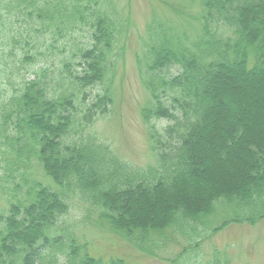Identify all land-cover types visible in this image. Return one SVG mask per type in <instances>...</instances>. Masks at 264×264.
Instances as JSON below:
<instances>
[{"label":"trees","instance_id":"16d2710c","mask_svg":"<svg viewBox=\"0 0 264 264\" xmlns=\"http://www.w3.org/2000/svg\"><path fill=\"white\" fill-rule=\"evenodd\" d=\"M2 1L0 77L13 87H0V264H14V253L18 264H127L91 256L76 234L56 228L71 194L101 209L115 232L139 231L140 241L173 222L200 238L219 203L236 208L229 222L264 219V0H188L199 11L195 34V22L152 8L136 58L155 157L146 166L122 159L93 131L113 105L130 27L116 0ZM235 71L240 86L255 79L243 96L230 81ZM252 109L238 124L236 115ZM30 161L55 187L29 175ZM19 226L28 229L13 252Z\"/></svg>","mask_w":264,"mask_h":264},{"label":"rangeland","instance_id":"374dc122","mask_svg":"<svg viewBox=\"0 0 264 264\" xmlns=\"http://www.w3.org/2000/svg\"><path fill=\"white\" fill-rule=\"evenodd\" d=\"M163 1L166 4L161 3ZM3 2L0 0V6ZM116 2L121 13L125 14V18L129 19L130 17V27L125 39L121 42V44H125L124 52H122V57L113 74L111 86L114 98L113 105L107 117L96 122L93 131L100 139L107 141L122 159L134 165L146 166L151 163L154 164L155 157L150 149L146 124L141 116L140 110L146 103L147 94L141 85L136 64L137 55L140 53L139 42L145 38L144 27L149 21L150 13L154 7L161 18L164 16L167 19L174 18L188 26L195 22L190 29V32L195 34L198 32V24L195 20L199 16V11L195 6L190 5L188 0H116ZM194 18L196 19L194 20ZM155 38V40H160L159 36H155ZM80 41H83L82 38ZM235 74L238 78L235 81L233 79L230 81L234 86H238L235 91L243 96L247 94L244 85H252L255 79H247L240 86L238 84L241 81L239 77L241 75L239 72ZM9 77L13 84H18V80L14 79L12 75ZM32 77L33 75L28 76V78ZM49 80H52L51 76ZM261 84L264 87V80ZM0 87L3 89L13 87L8 84L3 74L0 77ZM229 90L225 88L227 94L230 93ZM257 93L264 97V92L257 91ZM229 97L231 100L232 96ZM37 102L35 107L40 108L41 104L39 101ZM260 107L264 110V105ZM251 111L257 112L255 109L247 112L244 110L245 113L242 111L244 113L242 117L236 115L238 124L246 122ZM168 123L163 121L159 125L164 126ZM35 138H37L36 135ZM196 143L197 140H195ZM206 148L209 146L206 145ZM25 156L26 154L23 157ZM198 160L197 166L202 167V160ZM26 165L29 169V175L34 180L46 184L51 183V186L55 187L39 163L30 161ZM0 184H2L1 180ZM3 196L4 190L0 185V209L3 207ZM68 203L69 211L65 214L64 219L58 222L56 228L63 224L65 231L76 234L81 243L87 246L88 254L104 261L119 258L127 264H213L219 258L220 264H225L226 261L228 264H264V219L254 224L229 222L228 218L231 216V212L236 209L231 204L227 205L228 207L222 203L215 205V214L207 220L205 219L206 225L202 228L200 238H189L178 232V228L173 227L175 225L173 222L171 223L174 224L171 225L172 227L151 231L148 238L140 241L141 233L139 231L132 232L130 236H127L128 234L117 233L112 230L109 223L101 217V209L90 206L80 195H69ZM254 203L257 204L258 201ZM229 206L231 207L229 208ZM154 208L156 207L154 206ZM247 211V209H242L240 212L247 214ZM240 212L237 215H241ZM224 220L228 221L227 224L222 229L215 231L214 229ZM17 229V233L13 236L12 245L15 249L13 252L18 251V243L23 238L24 230L28 228L19 226ZM34 230H36L35 227L32 228V231ZM11 258L14 260V264L19 263L15 253Z\"/></svg>","mask_w":264,"mask_h":264}]
</instances>
